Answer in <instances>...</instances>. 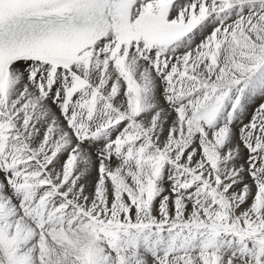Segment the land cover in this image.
Instances as JSON below:
<instances>
[{
    "label": "snow or ice",
    "instance_id": "snow-or-ice-1",
    "mask_svg": "<svg viewBox=\"0 0 264 264\" xmlns=\"http://www.w3.org/2000/svg\"><path fill=\"white\" fill-rule=\"evenodd\" d=\"M0 264H264V0H0Z\"/></svg>",
    "mask_w": 264,
    "mask_h": 264
}]
</instances>
